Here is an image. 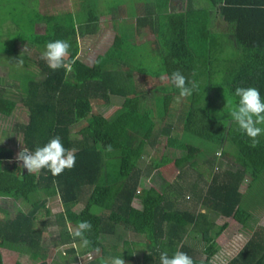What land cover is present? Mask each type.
<instances>
[{"label":"trees","instance_id":"obj_1","mask_svg":"<svg viewBox=\"0 0 264 264\" xmlns=\"http://www.w3.org/2000/svg\"><path fill=\"white\" fill-rule=\"evenodd\" d=\"M207 1L210 6L216 3ZM156 2L154 16L146 13L133 20L117 19L110 7L100 12L112 15L114 36L90 66L76 58V34L64 15L28 16L31 26L45 23L44 43L61 56L53 64L37 62L42 78L27 83L22 100L27 122L15 127L37 171H12L6 163L13 160V152L0 148V197L12 199L19 207L7 219L1 209L0 249L25 255L28 264H46L48 249L41 243L45 222L37 217L50 216L45 203L57 196L61 206L74 207L72 233L67 232L61 212L54 216L62 245L80 247V251L66 250L73 262L77 253L89 256L81 264H211L218 250L209 236L212 222L202 213L175 207L165 196L172 175L195 171L196 158L206 154H212L205 161L211 169L216 168L214 154L233 156L235 167L225 170L222 179L211 178L208 185L196 170L206 185L203 207L236 221L240 211L247 210L253 184L264 181V32L247 26L258 21L249 11L238 10L237 15L224 5L220 15L236 26L229 32L237 42L229 44L226 32L211 27L208 11L171 12L167 0ZM87 17L84 27L91 28L96 20L91 13ZM143 30L153 35L150 41H139ZM125 64L146 78L165 74L171 78L170 90L152 96L140 111L139 100L145 92L131 88L130 79L118 69L126 68ZM174 92H186L189 98L173 120ZM110 96L123 99L122 110L112 119L90 112L89 99L108 102ZM14 108L12 101L0 97L2 116H9ZM81 121L79 138H72V129ZM157 136H163L165 147L178 152V157L163 155L150 162L154 173L137 190L142 148L152 147ZM68 155L67 164L52 165V160ZM24 157L19 151L16 159ZM246 173L249 183L240 193ZM259 189L252 197L264 198V183ZM134 199L140 209L131 206ZM124 232L144 239L136 263L132 248L117 251L119 242L127 244L121 241ZM187 232H199L202 241L213 247L209 256L196 259L187 244H179ZM110 238L112 243L106 247ZM227 264H264V236L249 242Z\"/></svg>","mask_w":264,"mask_h":264},{"label":"rangeland","instance_id":"obj_2","mask_svg":"<svg viewBox=\"0 0 264 264\" xmlns=\"http://www.w3.org/2000/svg\"><path fill=\"white\" fill-rule=\"evenodd\" d=\"M19 0H0V52H4L9 56L0 55V91L2 94L1 98L4 100H10L14 103L15 108L9 116L0 115V146H5L13 152V160L6 163L11 167V170L18 172L22 169L25 174L32 171H37V166L35 160H33L30 155L27 156L25 151H27L22 142L21 134L15 128L17 125H22L27 122V111L22 105V100L25 98L27 91V83L30 81H39L42 78L40 71L37 66V62L44 60L46 63L53 64L54 59L59 55L57 52L53 51L44 42V35L42 34V27L45 23L41 22V27L36 25L31 26L28 21V26L25 20H19L18 18V2ZM54 2L53 5H49ZM115 1V0H114ZM32 1L30 0V3ZM103 7H110L112 5V0H101ZM29 3V4H30ZM99 3L97 0L96 4ZM74 2L70 3V0H41L40 10L43 15L48 16H58L64 15L68 20V25L73 28V21L77 24V21L70 18L69 13L71 8H74ZM24 5V4H22ZM73 5V6H72ZM29 5L23 9L28 8ZM69 12H68V11ZM95 18L96 23H98L96 34L93 36H86L84 39L76 38L78 45V55L77 59L90 66L97 55L103 54L106 49L110 46L113 39V32L110 28V20L108 16H101L96 12H90ZM87 14H82V20H86ZM10 21L21 28L18 31L14 27L13 35L6 34V26L11 28ZM17 26V27H18ZM18 27V28H19ZM148 31V30H147ZM146 30L141 32L139 36L140 42L150 41L153 37ZM20 34L21 36H18ZM15 35V36H14ZM24 35H26L24 37ZM30 36V38L28 37ZM17 36V37H16ZM22 37V38H21ZM11 47L12 53L8 50ZM229 52H222L221 56L228 54ZM219 55V54H217ZM63 56V55H62ZM220 56V55H219ZM126 68H119L123 71L126 77L130 79V86L135 91L145 92L144 97L139 100V110L143 111L149 104V99L155 95H162L161 92L165 90H170L171 78L165 74H161L157 77H144L135 72L131 66L126 65ZM189 95L184 93H173V98L170 104V112L174 113L172 119L177 118L182 106L188 104ZM121 97L110 96L108 102H104L101 99H89L90 112L92 114L100 115L106 119H112L119 111L122 110ZM161 123V121H158ZM84 124L83 121L75 124L71 131L72 138H79L77 134L78 129ZM25 154L24 160L28 164L22 163V160H17L18 151ZM29 154V153H28ZM167 156L168 158L178 157V152L169 150L165 147V138L163 136H157L155 138V143L152 147L146 145L142 148V153L137 166L139 168L140 174L138 178L137 190L144 187L150 174L154 173V170L150 167V162L153 160H158L161 156ZM214 167L211 169L209 163L205 162L206 159H211L212 154H206L201 158L197 157L195 171L185 170L184 173L180 175L175 172L169 181V187L166 191V197L168 200L172 201L174 206L179 209H187L194 214L202 213L204 214L208 221L212 222L211 229L209 231V236L213 239V243L217 246L218 250L211 257V264H227L230 260L236 257L239 251L243 249L249 242H256L264 236V198L260 195H256V190H259V186L264 183L258 182L253 184L250 190L249 197L247 198L249 205L247 210L240 211L239 219L236 221L234 218H225L220 215H215L207 207H203V203L207 202L205 200V189L206 185L201 184V180L197 177V171L201 174L205 184H209L211 178L222 179V173L225 170H234L235 165L233 156L227 155L225 157H219L214 154ZM69 162V155L66 158L52 160L53 166H58L61 164H67ZM197 170V171H196ZM247 179L244 184L240 185V192H244L247 188L246 182L249 183V174L245 176ZM27 178L29 176L27 175ZM197 183V188L190 189V184ZM189 188V189H188ZM201 190V192H199ZM181 192V194H177ZM190 192L192 194H190ZM246 196V195H245ZM196 197V198H194ZM247 197V196H246ZM252 197V198H251ZM257 199V200H256ZM256 200V201H254ZM255 202V203H253ZM133 206L140 208L138 202H132ZM46 208L49 210L50 216H43L41 213L37 217V221L45 222V229L41 234V243L48 249L47 258L45 259L46 264H81L89 259L88 255L78 256L76 254L77 261L73 262L71 258L72 255L66 253L69 248H75L76 251H80V247L77 243H67L62 245L61 241L58 239V232L60 230L59 225L56 223L54 216L57 213H62L65 227L68 233L75 231L72 225V211L73 206H61L57 196L47 198L45 203ZM249 208V209H248ZM0 209H7L6 214L3 219L13 217L17 210L18 205L11 203L10 201L4 200L0 203ZM0 212V217H1ZM226 223L225 229L219 235H215V231L223 224ZM39 227V224H37ZM112 239L105 242L107 245L111 244ZM121 241L127 242L126 246L119 242L118 250L122 251L123 248H132L134 251V261L138 262L140 260L141 252L143 251L144 239L142 237L136 236L132 233L124 232L121 236ZM185 243L191 248L196 259L203 260L205 257L209 256L213 251V247L202 241L199 232H188L186 235ZM0 264H28L27 257L20 253H15L5 249H0ZM136 255L139 256L138 259ZM108 260V259H106ZM125 264L124 261H116L114 264ZM131 264V263H129Z\"/></svg>","mask_w":264,"mask_h":264},{"label":"crops","instance_id":"obj_3","mask_svg":"<svg viewBox=\"0 0 264 264\" xmlns=\"http://www.w3.org/2000/svg\"><path fill=\"white\" fill-rule=\"evenodd\" d=\"M31 1H32L31 3H30V0H19L17 2L18 3V8H17L18 18L17 19L19 20V18H20V20H25L27 26H28V23H27L28 22V16H31L35 13L43 15L42 12H39V10H40L39 6L41 3V0H31ZM54 2L52 1V3L49 5H53ZM72 2H74V4H73L74 6L72 5L74 8L69 9V10H71L70 12L68 10L67 11L69 13H71L70 18L72 20L76 19L75 21H77V24L73 21V23H72L73 28H71L74 30V32L76 34V38L80 37V38L84 39L86 36H93L94 34H96L98 23H94L95 25L94 26L92 25L91 28H89V27L85 28L84 23L86 21H88V17L84 21V20H82V14L86 13L88 16V13L93 11V12H96L99 16L100 12L106 10L107 7L102 6L101 0H99V3H97V4H96L97 0H70V3H72ZM156 3H157L156 0H115V1L112 0V5H110V8L112 9L111 11L115 15V17H117V19H119V20H125V19L130 20V19H132L133 20L136 17H140V16L145 15L146 13H151V16L152 15L154 16L156 14V11H157ZM22 4H24V5H22ZM27 5H29L28 8L23 9ZM224 5H227L228 8L235 10V13L237 15L240 12L238 10H243L246 13H248V11H249L250 15L253 18H257L258 21L249 23V25H247V26L250 29H258V32H261V31L264 32V21L261 20L262 18L264 19V0H216V3L213 4L212 6L209 5L207 0H167V7L166 8H167V11H171V12L196 11V10H200V9L208 11L210 19H211V27L213 29L218 30V31L226 32L225 34L227 37V42L229 44H236L237 41H236L235 37H233L232 34L229 32L231 27H236V26H233V24L230 25V24L226 23L225 20L223 19V17L220 15V12H219V9ZM101 16H108L109 17V20H110L109 25H110V28L112 30V25H111L112 15L109 14L108 12H106V13H103ZM228 17L229 18L231 17L230 12L228 13ZM10 24H11V28H9V30H8V27L6 26V34H9V35L10 34L13 35V34L17 33L15 30H13L14 27L16 28L17 31L19 29L21 30L23 28L22 26L20 28L17 25V22L14 24L12 21H10ZM36 25H39V27H41V23H37ZM43 29H44V26L42 27V30ZM14 31L16 33H14ZM112 32H113V30H112ZM147 32L149 33V31H147ZM42 34H43V32H42ZM17 35L21 36L20 34H17ZM25 36L26 35H24V37ZM113 36H114V33H113ZM28 37L30 38L29 35H28ZM152 37H153V35H152ZM77 48H78V45H77ZM2 51H7V52L10 51V54L13 52L11 47L8 50H2ZM78 52L79 51H77V55H78ZM0 55H1V57L4 55L7 57L9 56L8 54H5L4 52H0ZM77 55H76V57H77ZM1 94H2V91H0V95ZM225 147H227V146L225 145ZM0 148H6V147L0 146ZM17 160H20V159H17ZM246 174L242 177V179L240 181V184L238 187L239 192H240V190H239L240 185L244 184L246 179H247L245 177ZM246 183H247L246 186H248V182H246ZM240 193H242V192H240ZM4 200L10 201L11 203H15L12 199L0 197V203L3 202ZM134 201L138 202L137 199H134ZM138 204H139V202H138ZM131 206L135 209H140L137 206H133L132 203H131ZM3 210L5 211V214H6L7 209L6 210L3 209ZM18 210H19V207H18ZM0 212H2L1 209H0ZM187 233L184 234L183 239L179 243L180 245L185 243Z\"/></svg>","mask_w":264,"mask_h":264},{"label":"clouds","instance_id":"obj_4","mask_svg":"<svg viewBox=\"0 0 264 264\" xmlns=\"http://www.w3.org/2000/svg\"><path fill=\"white\" fill-rule=\"evenodd\" d=\"M25 154H27V156L29 155L27 151H25ZM20 160L23 161L22 163L28 164V162L26 160H24V159H20Z\"/></svg>","mask_w":264,"mask_h":264}]
</instances>
